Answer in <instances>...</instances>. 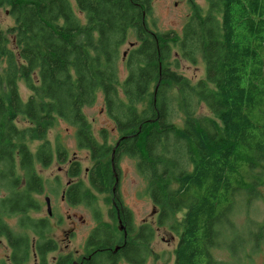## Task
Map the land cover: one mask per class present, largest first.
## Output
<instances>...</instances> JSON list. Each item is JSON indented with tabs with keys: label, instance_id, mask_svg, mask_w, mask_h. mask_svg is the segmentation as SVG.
Returning <instances> with one entry per match:
<instances>
[{
	"label": "trees",
	"instance_id": "1",
	"mask_svg": "<svg viewBox=\"0 0 264 264\" xmlns=\"http://www.w3.org/2000/svg\"><path fill=\"white\" fill-rule=\"evenodd\" d=\"M153 1L0 0V9L8 6L14 19L7 29L0 26V193L6 194L0 211L20 215L22 226L45 234L48 225L27 218L42 206L36 196L45 186L37 164L68 162L65 145L49 139L52 128L67 123L92 161L90 188L76 181L79 160L67 173V202L85 204L98 217L84 264H115L119 258L141 264L143 243L152 241L149 225L125 243L99 222L93 192L112 193L134 232L132 212L118 194L125 157L146 181L159 224L170 223L179 234L175 264H218L213 249L234 248L229 216L237 181H250L257 190L264 175V0H207V10L190 0L182 30L168 32L155 29ZM130 29L137 43L124 60ZM174 52L192 64L201 57L205 78L193 83L180 73ZM176 92L186 115L183 126L173 121ZM99 93L119 134L113 144L106 128L101 139L95 135L85 112ZM200 104L214 117L196 116ZM256 166L263 170L256 172ZM13 241L25 246L20 235L13 234ZM54 249L53 241L40 244L43 255ZM59 264L72 262L62 256Z\"/></svg>",
	"mask_w": 264,
	"mask_h": 264
},
{
	"label": "rangeland",
	"instance_id": "2",
	"mask_svg": "<svg viewBox=\"0 0 264 264\" xmlns=\"http://www.w3.org/2000/svg\"><path fill=\"white\" fill-rule=\"evenodd\" d=\"M196 4L207 10V0H193ZM191 13L190 0H154L153 1V16L155 19V29L159 32H168L171 30L181 31L186 24ZM14 24V19L10 16L8 6L0 9V26L2 29H7ZM130 38L122 49V54L125 60L127 50L137 43L134 30L129 31ZM174 57L178 60L179 72L184 74L193 83L199 79L205 78L206 67L201 57H198V63L192 64L179 57L177 52H174ZM123 60V61H124ZM122 72L125 76V65L122 63ZM21 92L26 98L29 92L23 83H21ZM176 106L173 112V121L179 126H183L186 118L185 112L182 111L179 103L181 95L176 92ZM85 112L91 122L95 135L101 139L100 131L106 128L110 133V141L115 143L119 138L115 123L110 119L104 104L102 93H99L98 100L95 105L86 107ZM196 116L213 118L210 110L205 104H200L196 107ZM57 138L69 151V159L67 163H59L56 158L49 168H41L37 164V169L44 181V192L37 195V199L41 203V210L31 212L34 218L45 217L50 221V228L45 232L43 239H53L57 243V250L48 254L45 258L50 262L54 256L72 253L74 259L78 262L83 254L87 251V239L92 234L93 229L97 226L94 210L85 204L70 205L62 198V193L67 189V184L71 182L67 173L70 164L73 160H79L82 165V174L76 181L83 182L90 188L87 170L91 167L92 161L87 150H80L77 147L75 139V129L67 123L60 121L57 127L51 129L49 139L55 145ZM33 148L36 143L33 144ZM263 170L261 166H256L255 171ZM119 179V197L123 202V206L132 212L133 217V233H129V240L135 237L141 230L142 226L149 225L154 229L152 241L145 246V259L141 264H175V251L179 242V234L171 229L170 223L167 225L159 224L158 208L154 205L149 192V187L146 181L138 173L136 162L125 157L119 164L118 171ZM261 184L257 187H252L250 181L245 184L237 181L240 186L239 192L236 194V205L233 213L229 216L233 222V231L229 230V242L233 249L217 248L213 249V255L218 264H264V175L261 178ZM97 200V207L100 209L103 217L99 222L110 225L118 238H126L122 219L117 217L116 207L112 204V193L99 194L93 192ZM4 192L0 193V197H4ZM45 197L50 198L52 209V217H49ZM111 212L114 215H111ZM60 216V217H59ZM0 217H9V222L17 236L21 234V217L20 215L6 216L0 211ZM115 217V218H114ZM61 218V222H59ZM59 219V220H58ZM177 217V220H181ZM100 223V224H101ZM69 229L75 234L69 238ZM254 233V234H252ZM30 240H35L38 237L28 231ZM128 237V234H127ZM70 239V241H69ZM133 241V240H132ZM233 250V251H232ZM28 264H36L33 257V251H30ZM40 264V260L38 261ZM115 264H135L119 258Z\"/></svg>",
	"mask_w": 264,
	"mask_h": 264
},
{
	"label": "flooded vegetation",
	"instance_id": "3",
	"mask_svg": "<svg viewBox=\"0 0 264 264\" xmlns=\"http://www.w3.org/2000/svg\"><path fill=\"white\" fill-rule=\"evenodd\" d=\"M71 182H72V180H71ZM71 182L68 183L67 186H69L71 184ZM66 192H67V189L65 191H63V193H62V198L65 199V201H67L66 200L67 199L66 198V194H67ZM46 198L47 197H45V202L47 205V212H48L49 217H52V215H53L52 209H51V212L48 211V204H47ZM112 204H113V206H115L117 208L116 209L117 217L122 219V215H121V211H120L121 208L119 206V203L116 200V197H113ZM50 207H51V205H50ZM33 212H36V211H32V213ZM30 214H31V212L28 214L29 217H27V218H31V219L35 220V222H43V224L48 225V228H50L51 224L47 218H45V217L34 218ZM94 217H95V215H94ZM101 217H103V214L101 215ZM59 222H61V218H60ZM96 224L98 226V223H96ZM97 226L95 228H97ZM123 226H124V233L126 235V238H125V243H126L129 240V238L127 237V234L129 236V233H131V227L127 224H124V222H123ZM20 227H21V229L24 230L19 235L22 236L23 239L25 240V246L22 247V246H19L18 244H16V247H15L14 241H13L14 230H13V228L9 222V217H0V264H28L31 250L33 251V257L35 259L36 264H38L39 260H40V264H50V262L46 261L45 258L48 254H51L57 250V248H58L57 243L53 239H43L44 234L38 236L36 234V231L30 227H25L22 225H20ZM133 227H134V225H133ZM95 228L93 230H95ZM29 230L32 231L38 238L31 241L30 237L28 236ZM74 234H75V232L72 231V229H69V236H70L69 238L70 239ZM70 239H69V241H70ZM48 241H53L55 249L52 251H49L43 255V253L40 251V244H43V243L48 242ZM62 256L68 257L71 260L72 264H74V262H78L74 259V255L70 252L68 254L54 256L51 259V264H59V260ZM85 256H86V253H84L83 256L80 258V261L82 263L84 261L83 259Z\"/></svg>",
	"mask_w": 264,
	"mask_h": 264
},
{
	"label": "water",
	"instance_id": "4",
	"mask_svg": "<svg viewBox=\"0 0 264 264\" xmlns=\"http://www.w3.org/2000/svg\"><path fill=\"white\" fill-rule=\"evenodd\" d=\"M112 164H113V168L115 170V167H114V155L112 156ZM117 183H119V179L117 178ZM118 185V184H117ZM116 189H117V186L114 187V193L116 192ZM46 201H47V204H48V211L51 212V207H50V198L47 197L46 198ZM117 249V248H116ZM74 264H83L82 262H74Z\"/></svg>",
	"mask_w": 264,
	"mask_h": 264
}]
</instances>
